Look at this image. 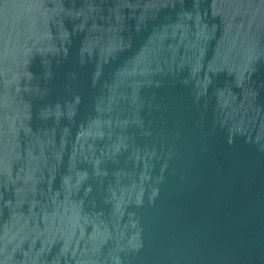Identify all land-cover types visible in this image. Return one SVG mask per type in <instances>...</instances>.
<instances>
[{"label":"water","instance_id":"95a60500","mask_svg":"<svg viewBox=\"0 0 264 264\" xmlns=\"http://www.w3.org/2000/svg\"><path fill=\"white\" fill-rule=\"evenodd\" d=\"M0 264H264V0H0Z\"/></svg>","mask_w":264,"mask_h":264}]
</instances>
